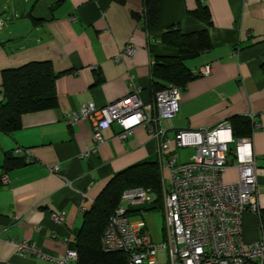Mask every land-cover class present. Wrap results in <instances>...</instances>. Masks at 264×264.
<instances>
[{"label": "crops", "instance_id": "0c3cea01", "mask_svg": "<svg viewBox=\"0 0 264 264\" xmlns=\"http://www.w3.org/2000/svg\"><path fill=\"white\" fill-rule=\"evenodd\" d=\"M201 6L209 12L210 25L194 15ZM144 10L142 0H0L5 21L0 31V104L7 69L50 62L59 75L56 108L25 114L17 131H0V264H54L31 253L17 255L13 240L64 259L76 248L85 212L115 174L157 160L162 178L169 181L167 161L184 164L195 154L193 147H178L179 132L215 129L237 116H254L261 125L254 128L252 122L249 138L264 215V0H160L157 23L150 27ZM172 27L184 33L209 31L212 49L186 65L191 71L210 65L213 72L195 77L183 89L178 115L161 123L164 139L138 127L120 141L122 129L114 123L97 146L90 121L66 122L67 114L84 105L105 107L134 90L144 104H152L154 61L179 54L161 43ZM129 47L134 49L131 56L125 54ZM153 126L160 130L157 122ZM165 140L170 142L163 152ZM230 147L234 150L236 142ZM7 154L32 162L6 172ZM230 163L226 183L238 180L233 155ZM4 175L8 184L1 182ZM53 215H63L64 222L56 223ZM242 229L245 243L257 242L258 215L246 212Z\"/></svg>", "mask_w": 264, "mask_h": 264}, {"label": "built area", "instance_id": "2783aa9c", "mask_svg": "<svg viewBox=\"0 0 264 264\" xmlns=\"http://www.w3.org/2000/svg\"><path fill=\"white\" fill-rule=\"evenodd\" d=\"M5 21L0 17V31ZM126 55L134 54L129 47ZM213 69L210 65L192 71L194 77H208ZM183 89L170 85L155 94L152 104H144L138 91L127 97L97 107L94 103L82 106L79 111L69 113L65 120L69 125L90 121L93 139L97 146L104 143V131L114 123L122 131L117 138L126 141L138 127H144L150 134L164 139L166 130L162 121L171 120L180 111ZM156 113L155 116H151ZM254 128L261 127L251 116ZM160 125L156 131L153 123ZM170 141H164L161 150L166 152ZM236 142V148L230 145ZM177 145L193 147L195 154L189 162L178 164L176 159L166 163L169 181L162 178L164 209V240L153 241L143 220L131 221L129 213L136 205H154L153 196L142 188L124 192L121 203L110 218L102 237V249L106 253H124L128 264H264V222L259 204L258 163L250 138L236 140L227 123L215 129L181 131L177 134ZM96 149H94L95 151ZM85 155H88L85 154ZM238 180L226 183L224 176L230 167L231 156ZM27 162H32L27 158ZM53 171H58L54 168ZM3 184L9 178H1ZM252 211L259 217L261 237L257 242L243 240L242 219ZM58 224L64 222L63 215H53ZM16 246V253H26L49 259L54 264H79L77 250L69 249L64 259L50 257L30 245L28 241H10Z\"/></svg>", "mask_w": 264, "mask_h": 264}, {"label": "trees", "instance_id": "16d2710c", "mask_svg": "<svg viewBox=\"0 0 264 264\" xmlns=\"http://www.w3.org/2000/svg\"><path fill=\"white\" fill-rule=\"evenodd\" d=\"M116 1L123 3L126 0ZM142 1L145 7L144 23L147 27L154 26L159 15L160 0ZM194 15L210 25V15L206 7L201 6ZM161 43L178 51L179 54L154 61L152 81L155 94L170 85L185 89L195 78L186 62L212 49L209 31L184 33L172 27L163 34ZM58 78L59 75L50 62H33L3 71L1 79L4 100L0 104V131L4 133L17 131L22 127V117L25 114L56 108ZM229 122L236 140L252 136L253 127L249 117L237 116L231 118ZM28 163L27 158L7 154L3 168L10 172ZM135 188H142L154 196L155 206L158 202L163 206L162 172L159 161L148 160L135 164L111 178L92 208L85 212L75 245L79 264H128V257L124 253L103 251L102 237L110 218L121 203L124 192ZM262 218L264 222L263 213Z\"/></svg>", "mask_w": 264, "mask_h": 264}, {"label": "rangeland", "instance_id": "374dc122", "mask_svg": "<svg viewBox=\"0 0 264 264\" xmlns=\"http://www.w3.org/2000/svg\"><path fill=\"white\" fill-rule=\"evenodd\" d=\"M167 184H169L168 180ZM156 206V209L149 211L130 212L129 217L131 218V221H145L154 242L160 243L163 237L165 219L161 202H158Z\"/></svg>", "mask_w": 264, "mask_h": 264}, {"label": "water", "instance_id": "95a60500", "mask_svg": "<svg viewBox=\"0 0 264 264\" xmlns=\"http://www.w3.org/2000/svg\"><path fill=\"white\" fill-rule=\"evenodd\" d=\"M155 205H150V204H141V205H136L132 208V211L134 212H140V211H149L155 209Z\"/></svg>", "mask_w": 264, "mask_h": 264}]
</instances>
